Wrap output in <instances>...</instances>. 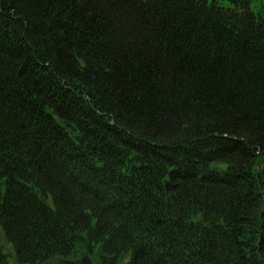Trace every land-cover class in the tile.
Returning <instances> with one entry per match:
<instances>
[{
    "label": "trees",
    "instance_id": "trees-1",
    "mask_svg": "<svg viewBox=\"0 0 264 264\" xmlns=\"http://www.w3.org/2000/svg\"><path fill=\"white\" fill-rule=\"evenodd\" d=\"M0 264H264V0H0Z\"/></svg>",
    "mask_w": 264,
    "mask_h": 264
}]
</instances>
